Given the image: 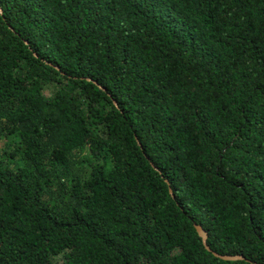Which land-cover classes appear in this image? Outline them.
Wrapping results in <instances>:
<instances>
[{
	"label": "trees",
	"instance_id": "obj_1",
	"mask_svg": "<svg viewBox=\"0 0 264 264\" xmlns=\"http://www.w3.org/2000/svg\"><path fill=\"white\" fill-rule=\"evenodd\" d=\"M259 263L264 0H0V264Z\"/></svg>",
	"mask_w": 264,
	"mask_h": 264
},
{
	"label": "water",
	"instance_id": "obj_2",
	"mask_svg": "<svg viewBox=\"0 0 264 264\" xmlns=\"http://www.w3.org/2000/svg\"><path fill=\"white\" fill-rule=\"evenodd\" d=\"M194 227H195L197 233L199 234V236L202 238V242H203L205 248L207 250H209L210 252H212L215 256H218V257H220L222 259H226V260H236V259H242L243 258V256H241L239 254H234V255L233 254H220V253H217L216 251L212 250L206 241V239H207L206 231L198 223H194ZM259 264H261V263H259Z\"/></svg>",
	"mask_w": 264,
	"mask_h": 264
}]
</instances>
